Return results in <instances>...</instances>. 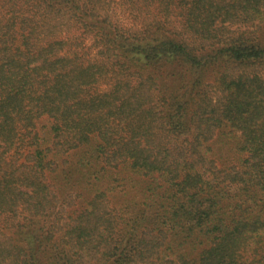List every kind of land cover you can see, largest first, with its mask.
<instances>
[{"label": "trees", "instance_id": "16d2710c", "mask_svg": "<svg viewBox=\"0 0 264 264\" xmlns=\"http://www.w3.org/2000/svg\"><path fill=\"white\" fill-rule=\"evenodd\" d=\"M112 3L0 0V264H264V0Z\"/></svg>", "mask_w": 264, "mask_h": 264}, {"label": "rangeland", "instance_id": "374dc122", "mask_svg": "<svg viewBox=\"0 0 264 264\" xmlns=\"http://www.w3.org/2000/svg\"><path fill=\"white\" fill-rule=\"evenodd\" d=\"M111 10H112V14L114 15V18L118 21L119 24H121L124 27L133 26V17H132V15H130V13L128 12L127 9H125L124 7L119 5V0H113V3L111 5ZM70 35L71 36H80L79 32L76 31V30H72ZM83 38L85 40V44H87V47L90 48V46L92 45V37L85 36ZM90 52L92 54H95V49L94 48H90ZM106 86H107V83L106 82H102L100 84L99 88L101 90H104V89H106Z\"/></svg>", "mask_w": 264, "mask_h": 264}]
</instances>
